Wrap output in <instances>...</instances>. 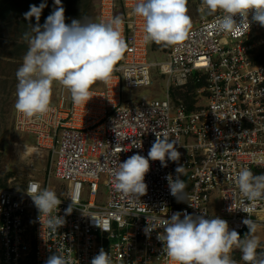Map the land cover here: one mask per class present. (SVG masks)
Segmentation results:
<instances>
[{
	"label": "built area",
	"instance_id": "2783aa9c",
	"mask_svg": "<svg viewBox=\"0 0 264 264\" xmlns=\"http://www.w3.org/2000/svg\"><path fill=\"white\" fill-rule=\"evenodd\" d=\"M135 3L98 0L97 22L120 16L129 47L111 79L90 88L87 103H73L60 86L58 100L42 117L15 110L14 131L31 137L48 164L44 179L31 178L21 190L0 188V264H45L58 252L72 264H91L101 249L112 264H175L157 238L163 229L148 231L149 222L159 225L176 212L181 218L183 213L213 218L214 197L230 231L243 232L245 219L264 225V198L246 202L234 182L242 168L253 174L264 169V66L256 61L260 43L254 42L260 25L250 15L249 27L222 32L213 16L171 45L165 61L152 62L143 39L145 22L133 14ZM235 19L239 25V15ZM154 69L174 88L191 81L205 104L190 108L171 96L170 86L161 98L123 95L150 88ZM156 134L175 144L179 161L162 167L150 160L147 192L140 197L117 191L113 174L120 162L137 153L147 157ZM178 166L189 178L184 201L171 194L165 179L175 178ZM53 179L59 187L51 185ZM30 183L54 192L58 187L61 203L52 215L64 223L56 230L27 194Z\"/></svg>",
	"mask_w": 264,
	"mask_h": 264
},
{
	"label": "clouds",
	"instance_id": "9594fccd",
	"mask_svg": "<svg viewBox=\"0 0 264 264\" xmlns=\"http://www.w3.org/2000/svg\"><path fill=\"white\" fill-rule=\"evenodd\" d=\"M187 2L137 0L133 14L145 22L144 41L164 46L183 42L192 27ZM54 4L42 25L40 18L47 7L46 2L30 5L29 11L24 13L28 21L34 17L35 24L31 25V33L26 34L28 50L16 72L14 107L29 118H39L50 111L54 82L70 92L73 103H87L91 99V86L97 81L107 83L111 79L129 47L122 34L123 19L120 16L106 22L72 19L68 24L61 0H54ZM200 10L209 16L215 15V26L222 32H231L245 24L249 27L250 15L251 22L264 27V0H201ZM218 13L220 15H216ZM237 15L241 18L239 25L235 19ZM180 156L166 134H156L147 157L137 153L120 162L113 174L114 187L124 194L140 197L147 192L144 180L150 169L149 161H160L161 166L166 167L168 160L178 162ZM175 171V178L168 174L165 179L171 194L184 201L186 184L180 175L183 166H178ZM234 182L246 202L264 198V174L254 175L245 167L236 173ZM26 191L41 215L48 216L49 228L56 230L62 226L63 218L52 215L61 203L54 191L41 189L38 183H30ZM232 208L233 205L230 210ZM66 211L70 214L72 206ZM181 216L182 213L176 212L159 225L149 222L147 229H163L157 238L166 256L175 264H237L231 257L233 248L240 250L245 264H264V251H257L260 241L252 235L256 231L252 220L243 221L248 233L242 238L237 231H230L227 221L219 217L209 219L204 214L187 213H183V218ZM45 264H72V261L58 252L49 256ZM91 264H112V261L101 249Z\"/></svg>",
	"mask_w": 264,
	"mask_h": 264
},
{
	"label": "rangeland",
	"instance_id": "374dc122",
	"mask_svg": "<svg viewBox=\"0 0 264 264\" xmlns=\"http://www.w3.org/2000/svg\"><path fill=\"white\" fill-rule=\"evenodd\" d=\"M46 2L41 13L40 24L42 25L46 17L51 14L55 4L54 0H0V188L21 190L31 178L44 179L48 164L47 155L40 152L37 156L23 154L18 146L34 147L31 137L14 131V115L16 101L17 69L23 62V57L28 50V40L26 34L31 33V25L35 24V18L28 21L24 13L29 11L30 5L39 6ZM65 9V22L70 24L72 19L83 18L97 22L98 0H61ZM201 0H188L187 14L191 17L192 26H196L203 21L211 19L204 12H201ZM254 42L260 43L257 48V55L264 49V27L255 31ZM171 46L157 45L149 43V54L152 62H162L167 59ZM153 84L148 89L138 91H124L125 97L156 98L164 96L167 88L171 85L169 78L161 76L158 69L153 71ZM196 73H193V78ZM61 85L54 82L52 86L51 104L58 100V91ZM104 82L97 81L91 89H100ZM170 88L171 96L175 100H181L190 108L205 104L204 94H198L196 87L191 81L182 88ZM18 151V152H17ZM264 174V171L255 175ZM181 175L185 184H189L188 176ZM63 184V183H62ZM52 186L60 185V182L53 179ZM58 187L55 192H58ZM59 193V192H58ZM106 193L104 192V195ZM214 197V196H213ZM211 207L219 209V201L214 197L210 203ZM264 251V243L257 249ZM239 249L233 248L231 257L237 264H245L241 259Z\"/></svg>",
	"mask_w": 264,
	"mask_h": 264
},
{
	"label": "crops",
	"instance_id": "0c3cea01",
	"mask_svg": "<svg viewBox=\"0 0 264 264\" xmlns=\"http://www.w3.org/2000/svg\"><path fill=\"white\" fill-rule=\"evenodd\" d=\"M164 96H158V97L161 98V97H164ZM211 214H212L213 218L220 216L218 210L215 207L211 208ZM239 234H240V236L242 238H244V236L247 235V234L246 235L242 234V232L239 233ZM252 235H254L255 237H257L259 239L260 245L263 244L264 243V225H259V224L256 225V231Z\"/></svg>",
	"mask_w": 264,
	"mask_h": 264
},
{
	"label": "bare ground",
	"instance_id": "6f19581e",
	"mask_svg": "<svg viewBox=\"0 0 264 264\" xmlns=\"http://www.w3.org/2000/svg\"><path fill=\"white\" fill-rule=\"evenodd\" d=\"M18 148L20 149V151H22L23 154H26V155L37 156L40 154V151L36 149L35 147L20 145L18 146Z\"/></svg>",
	"mask_w": 264,
	"mask_h": 264
},
{
	"label": "trees",
	"instance_id": "16d2710c",
	"mask_svg": "<svg viewBox=\"0 0 264 264\" xmlns=\"http://www.w3.org/2000/svg\"><path fill=\"white\" fill-rule=\"evenodd\" d=\"M256 61L264 66V49H262V50L259 52V55H257V57H256ZM262 171H264V169H257V170H255V174L260 173V172H262ZM255 174H254V175H255ZM247 233H248V228H246V229L242 232V234H244V235H246Z\"/></svg>",
	"mask_w": 264,
	"mask_h": 264
}]
</instances>
